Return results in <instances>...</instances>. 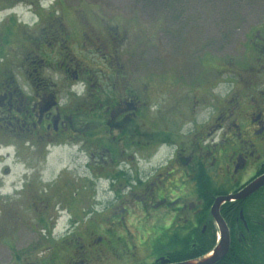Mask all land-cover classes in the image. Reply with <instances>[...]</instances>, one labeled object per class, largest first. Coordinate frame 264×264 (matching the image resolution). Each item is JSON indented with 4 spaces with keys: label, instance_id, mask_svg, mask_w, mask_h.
I'll list each match as a JSON object with an SVG mask.
<instances>
[{
    "label": "flooded vegetation",
    "instance_id": "af4514ba",
    "mask_svg": "<svg viewBox=\"0 0 264 264\" xmlns=\"http://www.w3.org/2000/svg\"><path fill=\"white\" fill-rule=\"evenodd\" d=\"M150 7L175 22L178 18L186 24L191 17L182 8L175 16L177 9L169 4ZM100 11L61 0H0V139L24 135L28 154L35 156L42 151L48 156L52 146L66 148L84 156L91 174L114 170L118 175L112 179L124 177L127 187L122 193L113 186L115 199L105 210L92 208L86 214L81 208L80 216L71 210L66 236L53 241L40 257L28 255L27 240L25 254L17 256L23 264L178 262L173 261L174 252L197 247L196 236L214 225V247L219 241L216 223L205 212L206 201L212 199L213 205L217 197L236 194L264 175V18L255 23L249 39L253 67L243 73L216 68L229 78L228 87L221 99L210 93L215 100L211 121L194 122L185 131L183 123L192 117L187 107L193 84L184 79L187 94L177 93L169 83L172 75L165 82L166 74L156 73L153 84L145 85L136 59L155 35L146 38L138 30L137 38L129 40L128 29ZM245 76L246 85L241 86L238 78ZM203 83L200 88L208 89L195 95L198 104L215 88L211 81ZM128 153L132 158L140 154L135 164L121 159ZM140 161L144 165L135 168L140 174L128 175L127 166ZM145 165L151 166L149 173H144ZM56 178L47 182L55 184ZM0 204V213L9 217L10 202L0 197ZM47 215L39 218L51 231L55 223ZM26 226L28 236V221ZM144 230L151 237L144 239ZM6 241L14 246L9 234Z\"/></svg>",
    "mask_w": 264,
    "mask_h": 264
},
{
    "label": "rangeland",
    "instance_id": "374dc122",
    "mask_svg": "<svg viewBox=\"0 0 264 264\" xmlns=\"http://www.w3.org/2000/svg\"><path fill=\"white\" fill-rule=\"evenodd\" d=\"M61 1L82 10H101L102 15H106L115 23H122L128 29L129 40L137 38L138 30L144 31L146 38L155 35L154 41L143 44L139 62L137 59V64L135 60L133 61L142 71L145 85L153 84L156 73H165L166 75L163 74L165 82L169 81L168 76L172 75L173 79L169 83L175 84L172 87L177 93L187 94L185 85L181 84L184 79L193 84V96L187 107L193 118L190 117L183 123L185 131L193 127L194 122L211 121L212 103L215 100L210 93L221 96L219 97L221 99L222 92L228 87L229 78L226 74L222 75L223 70L219 73L216 68L235 69L243 73L244 69L253 67L255 52L249 47V39L255 29V23L264 18V0ZM158 2L162 5L175 6L177 9L173 13L175 16L179 15V9H188L191 12L189 21L185 24L177 18L175 22L168 19L160 10H153L150 6ZM140 3L143 5L141 8ZM176 3L183 5L177 6ZM137 5L141 9L140 13L137 12ZM99 6L101 9H98ZM29 9L30 7L28 18L32 14ZM66 11L71 12L68 8ZM238 79L241 86L246 85L247 76ZM156 81L159 82L158 79ZM202 81L213 82L215 88L208 90L204 95L206 101L200 105L195 101L200 97L195 95L208 89L200 88L199 83ZM77 87L84 89L81 82H78ZM195 106H198L196 110ZM51 149V153L46 157L43 151L35 156L28 154V140L24 135L7 136L4 141L0 139V197L2 201L6 200L12 205L7 210L10 213L8 219L4 217L5 214L0 213V264H23V259L17 256L25 254L27 240L28 255L40 257L41 252L53 241H60L58 233L65 230L71 210L79 213L81 208H86L87 211L84 212L86 214L92 208L97 211L105 210L115 199L113 186L117 185L118 192L122 193L127 188L123 183L124 177L119 175L121 181L112 179L118 175L116 171L97 169L96 175L91 174L83 155H76L58 146H52ZM138 158L139 153L133 158L131 153H128L121 159L132 165ZM142 165L144 164L140 161V164L127 166L129 173L127 174H140L135 168L138 169ZM5 168L6 173L1 170ZM150 170L151 166L145 165L144 173H149ZM39 174L42 181L38 179ZM56 176L53 181L57 183L47 182ZM60 176L63 177L62 184L58 183ZM92 195H95V198H87ZM3 205L0 204V209ZM136 210L141 211L138 208ZM56 211H59L60 215H57ZM47 212H50L51 223H55L52 234L39 218L40 216L47 218ZM80 214L81 212L79 216ZM143 233L144 239L151 237L148 230H144ZM7 234L12 237L13 247L5 244ZM56 250L60 251V248L57 246ZM47 253L49 254V251Z\"/></svg>",
    "mask_w": 264,
    "mask_h": 264
},
{
    "label": "trees",
    "instance_id": "16d2710c",
    "mask_svg": "<svg viewBox=\"0 0 264 264\" xmlns=\"http://www.w3.org/2000/svg\"><path fill=\"white\" fill-rule=\"evenodd\" d=\"M205 181L211 184L207 179L202 183ZM212 202V199H208L204 204L209 217ZM241 210L247 226L240 219ZM221 213L230 228L231 245L227 255L216 264H264V188L246 201L227 202ZM196 239L197 247L187 252H174L173 261L193 260L208 254L216 244L215 225L204 235H197Z\"/></svg>",
    "mask_w": 264,
    "mask_h": 264
},
{
    "label": "water",
    "instance_id": "95a60500",
    "mask_svg": "<svg viewBox=\"0 0 264 264\" xmlns=\"http://www.w3.org/2000/svg\"><path fill=\"white\" fill-rule=\"evenodd\" d=\"M264 186V175L257 178L246 187H244L241 191L236 194H230L226 196H220L215 199L213 203L210 213L212 218L214 219L216 226L219 231L220 240L217 245L211 250L209 254L204 255L203 257L196 258L193 260L180 261L175 263H167V260H162V264H216L218 261L222 260L228 253L230 244H231V234L229 227L220 213V207L225 202L232 201H241L251 194L258 191L261 187ZM240 219L243 221L244 225L247 226L246 220L244 217L243 210L240 211Z\"/></svg>",
    "mask_w": 264,
    "mask_h": 264
}]
</instances>
